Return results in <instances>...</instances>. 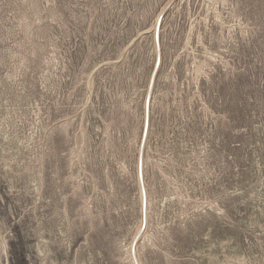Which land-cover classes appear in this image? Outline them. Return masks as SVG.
I'll list each match as a JSON object with an SVG mask.
<instances>
[{"label": "rangeland", "instance_id": "rangeland-1", "mask_svg": "<svg viewBox=\"0 0 264 264\" xmlns=\"http://www.w3.org/2000/svg\"><path fill=\"white\" fill-rule=\"evenodd\" d=\"M131 243L264 264V0H0V264Z\"/></svg>", "mask_w": 264, "mask_h": 264}, {"label": "water", "instance_id": "water-1", "mask_svg": "<svg viewBox=\"0 0 264 264\" xmlns=\"http://www.w3.org/2000/svg\"><path fill=\"white\" fill-rule=\"evenodd\" d=\"M160 24H161V17L157 20V23H156V26H155L154 40H155L156 44H158ZM159 63H160V61H159V59H157V61L155 63V71L159 68V65H160ZM148 106H149V98H147L146 101H145V111H146V113L148 111ZM147 128H148V119L146 117L145 123H144V129H143V139L146 136ZM138 175H139V179H140V182H141V161H139V165H138ZM144 209H145V205L143 204L142 211H144ZM143 228H144V225H143Z\"/></svg>", "mask_w": 264, "mask_h": 264}, {"label": "bare ground", "instance_id": "bare-ground-1", "mask_svg": "<svg viewBox=\"0 0 264 264\" xmlns=\"http://www.w3.org/2000/svg\"><path fill=\"white\" fill-rule=\"evenodd\" d=\"M155 25H156V23H155ZM137 173H138V171H137ZM141 179H142V176H141ZM138 184H139V189H140V179H138ZM140 200H141V203H142V194H141V191H140ZM139 223L140 224H139L138 232H139V230L141 228L142 220ZM136 234H138V233H136ZM129 257H130L129 260H131L132 264H139V262L137 260L136 249H135V247H132V243L129 246Z\"/></svg>", "mask_w": 264, "mask_h": 264}]
</instances>
